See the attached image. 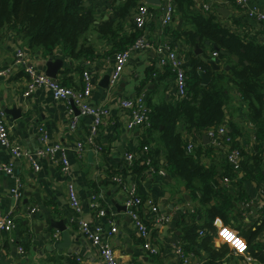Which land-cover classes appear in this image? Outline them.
Returning <instances> with one entry per match:
<instances>
[{"label": "crops", "instance_id": "crops-1", "mask_svg": "<svg viewBox=\"0 0 264 264\" xmlns=\"http://www.w3.org/2000/svg\"><path fill=\"white\" fill-rule=\"evenodd\" d=\"M161 2V5L148 4L152 13L148 25L150 38L157 46L168 42L181 43L179 39H182L180 52L186 66L190 68L193 59L189 53L192 47L185 37L178 35L192 29V22L187 18H181V12L176 10L174 22L168 28L163 27L161 17L171 0H161ZM209 2L218 12L214 14L216 21L228 31L246 43L256 41L264 44L263 24L249 16L254 10H264V0L249 1L246 7L235 6L234 0ZM86 6L93 10L98 23L107 20L113 14L109 0H86ZM221 9H225L228 13L224 15ZM130 25V21L126 23L125 31ZM170 28L175 31H171ZM5 31L0 36V67H5L13 60L16 49L21 46L19 43L27 45L19 38L17 32ZM176 31L181 33L177 34ZM85 39L87 43L90 42L88 44L95 47L97 56L93 60L92 68L95 84L92 101L98 106L112 109L111 116L104 122L97 138V143L102 147L98 153L91 146L86 147L82 153L75 149L77 143L84 141L89 134L91 117H83L79 125L73 128L68 103L56 100L49 89L41 87L32 96L25 97L23 92L29 80L28 75L20 73L8 80L0 79V108L6 113L13 139L28 153L36 156L42 148L38 129L45 127L51 143H59L67 148V156L72 166L71 174L66 175L59 161L39 158L40 170L36 172L30 162L26 159H13L0 144V164L12 162L15 169V176L0 172V213L8 215L13 211L16 222L13 234L5 237V252L0 255V264H78V257L86 259L89 264H102L99 263L98 248L79 232L78 225L71 221L72 210L67 203V184L70 179L76 181L82 199L83 216L86 219L96 218L90 205L91 194L96 193L99 195L98 205L105 208L108 216L116 221L118 233L114 235L112 245L121 264H178L179 261L171 250V244L176 239H180V231H183L182 223L203 225L202 220H199L198 214L195 213L196 209H201V205L197 199L192 198L187 186L168 168L165 169L167 173L165 178L147 171L134 175L125 173V155L132 151L141 152L146 144L154 151L161 145V131L152 128L148 136L145 135L147 131L141 129L128 131L125 114L118 109L122 97H132L144 91L150 107L154 110L162 105L172 104L176 94L174 74L169 67L159 64V55L155 50L134 51L121 80L117 85H113L110 80L116 52H113V43L100 39L95 29L91 30ZM213 50L208 49V54L213 53ZM29 53L30 61L35 66L40 59L53 58L54 61H59L61 66L57 70L56 78L62 80L66 86L81 87L82 63L79 64L78 60H74L63 47L55 48L52 53H45L42 49L31 50ZM229 63L230 61L226 59L221 70H229L230 68H226L231 66L228 65ZM190 77L191 75L188 78ZM13 108L22 110L20 118L15 119L11 113L6 112V109ZM229 111L233 123L242 130V135L237 140L239 146L244 147L245 154L247 153L245 157L249 158L250 151L256 144L255 131L248 121L246 107L238 99L235 89L232 90ZM178 129L183 133L184 138L192 139L196 146L208 144L204 140L206 134L190 137L192 134L185 133L180 121ZM200 149L205 148L200 147ZM92 152L93 155L90 156ZM213 153L214 155L210 156L200 152L199 159L205 167L214 170L220 179L219 176L225 174L229 168L226 148L221 147ZM156 159L165 164L162 154L157 155ZM112 173L115 176L122 175L126 180L131 181L130 183H135L138 193L144 199H150L158 206L161 215L170 217L165 226H159L155 215L143 213L144 220L151 225L150 227L154 226L153 232L157 233L156 243L161 249L159 255H152L143 249V239L134 222L125 211L120 209L121 206H125V196L111 179ZM17 179L22 185L20 196L15 200L11 189L18 187ZM219 182L224 186V181ZM259 186L250 182L244 184L248 198L258 195ZM214 204L215 201L212 202V205ZM237 213L239 214L238 205L232 210V214ZM50 219L64 220L70 232L68 242L65 241L62 232L50 229ZM35 223L43 224L44 228L37 231ZM259 223L263 224V220L246 227L243 220L240 222L241 228L246 230ZM218 225L220 226V223ZM201 230L208 232L205 228H200L197 231L198 235ZM58 232L60 233L58 241L54 242L53 239L47 238L53 237ZM259 235L257 239L259 242L262 241L264 246V225ZM201 241L199 237L194 250L189 252H192L199 261L201 258L209 261L208 253L199 245ZM56 243H61L62 248L56 247ZM221 244L220 240L217 245ZM19 247L24 248L23 255L19 253ZM221 262L238 264L239 260L231 252Z\"/></svg>", "mask_w": 264, "mask_h": 264}, {"label": "trees", "instance_id": "trees-1", "mask_svg": "<svg viewBox=\"0 0 264 264\" xmlns=\"http://www.w3.org/2000/svg\"><path fill=\"white\" fill-rule=\"evenodd\" d=\"M109 1L113 14L107 20L96 24L97 19L93 10L86 6V0H0V36L5 30L15 31L27 43L19 45L28 51L42 49L45 53H52L61 46L74 60L81 61L94 60L97 57L95 47L85 39L95 29L100 39L113 43L115 55L130 48L141 35L135 29L133 12L142 0ZM173 2L175 9L181 12V18L189 19L193 25L192 29L183 31V34L176 31L180 34L178 37H185L192 47L189 53L193 59L192 71L188 73V77L191 75L188 78L189 97L177 106L162 105L155 110L151 107V125L145 135L148 136L152 128L160 130L161 145L154 151L150 147L147 156L159 168H168L174 172L187 186L192 198L197 199L201 205V209H196L195 213L203 225L182 223L180 239L187 243L185 251L194 250L200 237L197 231L205 228L208 230L207 236H201L199 245L209 255L207 264H222L221 260L233 252L235 247L225 246L223 243L217 245L220 241L217 237L220 230L218 221H221L244 241V253L254 260L253 264H264L263 242L257 239L264 221L263 224H256L246 230L241 228V216L238 213L232 214L239 202L249 199L244 190L245 183L250 182L257 186L264 183V44L256 41L244 42L216 21L215 13L194 10L191 0ZM129 21L131 25L125 31ZM197 47L209 59H213L212 53L208 54L207 50L214 49L213 52L219 54L215 58L217 63L222 65L228 59L230 69L214 70L200 55H196ZM234 57L239 61H235ZM201 71L204 72L205 79L200 76ZM234 89L237 90L238 99L246 107L248 121L255 131L256 144L250 151L249 158L245 157L247 153L245 154L244 147L239 146L237 140L241 137L242 130L233 123L229 111ZM179 121L184 126L185 133L192 134L190 137L196 134L202 136L210 129L227 125L234 139L233 146L242 150L240 172H235L228 164V170L218 179L217 173L205 167L199 159L200 152L212 156L215 149L208 143L200 145L204 150L197 146L189 153L188 139L178 129ZM159 154L163 155L165 164L156 159ZM147 170L148 166L140 158L135 159L131 167L124 166L128 175ZM114 178L115 174L112 173L111 179ZM226 178H237L232 183V188L219 184L220 180L224 181Z\"/></svg>", "mask_w": 264, "mask_h": 264}, {"label": "built area", "instance_id": "built-area-1", "mask_svg": "<svg viewBox=\"0 0 264 264\" xmlns=\"http://www.w3.org/2000/svg\"><path fill=\"white\" fill-rule=\"evenodd\" d=\"M191 1L193 2V9L198 12L218 13L209 2L210 0ZM249 1L255 0H234V4L235 6L246 7ZM175 12V5L171 0L161 17V24L163 27H170L174 22ZM249 16L259 21L264 26V10H254L250 12ZM151 19L152 13L148 4L141 1L133 12L135 29L139 30L141 35L130 48L114 55L115 61L110 80L113 85L119 83L134 51L155 50L159 55V64L169 67L174 74L176 94L172 105L177 106L189 97L188 73L192 71V67L188 68L186 66L184 58L181 55L180 46L181 43L183 44L182 39H179L181 43L168 42L158 46L153 43L148 33V25ZM170 30L173 31L171 28ZM29 52L30 51L21 46L18 47L15 51L13 60L5 67H0V79L8 80L20 73L28 75L29 80L23 92L25 97L32 96L41 87L49 89L56 100L66 101L68 103L69 113L72 117L71 125L73 128H76L79 125L83 117H91L92 121L89 125V134L84 141L77 143L75 149L79 153H82L86 147L91 146L95 152H100L102 147L97 143V138L100 135L101 127L104 122L111 116L112 109L110 107L98 106L92 101L95 89L93 81L94 74L92 71L94 65L93 60L84 59L79 61V64L82 63V86L76 88L66 86L60 81V79L52 78L46 73L39 71L35 64L30 61ZM211 56L217 58L219 54L213 52ZM118 109L125 114L127 119L126 129L128 131L141 129L146 132L150 127L152 108L148 103L145 91L137 93V95L132 97H122L119 101ZM38 132L42 148L37 152L36 156H34L28 153L23 146L13 139L6 113L0 108V144L8 151L13 159H26L33 165L34 170L39 172L40 165L38 159L49 158L52 161H59L63 173L70 175L72 166L70 159L67 156V148L59 143H51L45 127H40ZM206 136H208L210 140V147L215 149L214 151H217L221 147L226 148V160L228 164L235 172L239 173L243 154L239 147L233 146L234 139L231 136L230 129L227 125L208 130ZM194 143L195 142L192 141V139H188L187 151L189 153H192L195 147H197ZM150 149V146H144L140 150L141 152H128L125 155V164L131 167L135 159H143L144 163L148 166L147 172L153 174L157 173L160 178H165L167 176L165 169L159 168L158 165H154V160L152 161L151 157L147 156ZM1 171L15 176L14 164L12 162L0 164V172ZM236 179L237 178H226L223 182L224 186L232 188V183ZM113 180L125 196V206L127 207L126 213L134 222L138 233L143 239V249L152 255H159L161 249L156 243L155 235H157V233L156 231L153 232L155 230V228H153L154 226L150 227L151 225L144 220L143 213L148 212L155 215L157 225L159 226H165L169 222L170 217L165 214L161 215L158 206L150 201V199H144V197L138 193L135 183H130L131 181L126 180L122 175L115 176ZM17 182L18 187L11 189L15 200L20 196V188L22 185L19 179H17ZM98 198V194H91L90 205L95 212L96 218L94 220L86 219L83 216L82 199L79 195L76 181L74 179L68 181L67 203L72 210L71 221L77 224L79 232L98 248L99 263L121 264L112 245V239L114 238V235L118 233V225L114 219L108 216L105 208L98 205ZM12 212L13 211L8 215L0 213V255L5 252V237H10L16 228V222ZM238 212L243 219L244 227L249 224L254 225L257 221L264 220V183L259 187L257 196L250 197L249 199L240 202ZM206 234L207 231L205 230L199 231L200 237L205 236ZM235 235L236 238L244 244V251L234 248V257L239 258L241 255H245L244 252L246 251V245L237 234ZM217 237L219 238V236ZM59 238V232L51 237L54 242L58 241ZM186 244V242H182L179 238L171 244V250L178 259V264H207L208 261L206 258H201L199 261L192 252L185 251L184 245ZM18 251L21 255L25 253L22 247H19ZM77 261L78 264H89V262L82 257H78ZM253 263L254 260L247 256H245V259L239 260L238 262V264Z\"/></svg>", "mask_w": 264, "mask_h": 264}, {"label": "water", "instance_id": "water-1", "mask_svg": "<svg viewBox=\"0 0 264 264\" xmlns=\"http://www.w3.org/2000/svg\"><path fill=\"white\" fill-rule=\"evenodd\" d=\"M145 3L147 4H150V5H161L162 2L161 0H143ZM221 13H223L224 15H226L228 12L225 11V9H221L220 10ZM98 23V22H96ZM195 52L197 55H200L201 59L209 64L214 70H221L222 69V65L217 63V61L215 59H209V58H206L204 57V54H203V50L200 49V48H196L195 49ZM234 60L235 61H239L238 58H235L234 57ZM61 66V63L59 61H54L53 58L51 59H40L37 63H36V67L38 68L39 71H42V72H45L48 76L52 77V78H56V75H57V70L58 68ZM227 69H229L230 67H226ZM200 76L205 79V75H204V72H200ZM6 112L7 113H11L15 119H18L20 118L22 115V110L21 109H18V108H13V109H6ZM204 140L206 143H209L210 140L208 138V136H204ZM93 155V152L90 154V156ZM121 210L123 211H127V207L126 206H121L120 207ZM36 221V220H35ZM50 229L53 230H58L60 232H62L63 236H64V239L65 241L67 240L68 242V239L70 238V232L68 231L67 229V225L66 223L64 222V220H59V221H56L54 219H50ZM42 228H44V225L41 224V225H36L35 223V229L38 231V230H41ZM47 238H51V236L47 237ZM61 243H56V247H61L60 246ZM65 246V244H64ZM62 248V247H61Z\"/></svg>", "mask_w": 264, "mask_h": 264}, {"label": "snow or ice", "instance_id": "snow-or-ice-1", "mask_svg": "<svg viewBox=\"0 0 264 264\" xmlns=\"http://www.w3.org/2000/svg\"><path fill=\"white\" fill-rule=\"evenodd\" d=\"M220 223V230L218 233V236L221 240V242L225 245H231L240 251H244V244L236 238V235L233 233V231L230 230L229 227L224 226L223 222Z\"/></svg>", "mask_w": 264, "mask_h": 264}, {"label": "rangeland", "instance_id": "rangeland-1", "mask_svg": "<svg viewBox=\"0 0 264 264\" xmlns=\"http://www.w3.org/2000/svg\"><path fill=\"white\" fill-rule=\"evenodd\" d=\"M239 204H240V202H239ZM239 204H238V206H239ZM264 221V220H263ZM245 256H247V255H245ZM245 256H240L239 258H237L238 260H243V259H245ZM242 257V258H241ZM248 257V256H247Z\"/></svg>", "mask_w": 264, "mask_h": 264}]
</instances>
